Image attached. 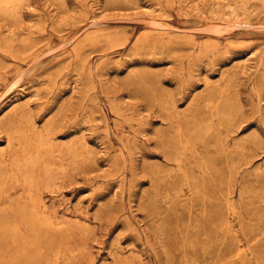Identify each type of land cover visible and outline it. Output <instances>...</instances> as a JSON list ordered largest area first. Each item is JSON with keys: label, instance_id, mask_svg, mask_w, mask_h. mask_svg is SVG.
I'll list each match as a JSON object with an SVG mask.
<instances>
[{"label": "rangeland", "instance_id": "1", "mask_svg": "<svg viewBox=\"0 0 264 264\" xmlns=\"http://www.w3.org/2000/svg\"><path fill=\"white\" fill-rule=\"evenodd\" d=\"M0 264H264V0H0Z\"/></svg>", "mask_w": 264, "mask_h": 264}, {"label": "bare ground", "instance_id": "2", "mask_svg": "<svg viewBox=\"0 0 264 264\" xmlns=\"http://www.w3.org/2000/svg\"><path fill=\"white\" fill-rule=\"evenodd\" d=\"M13 1V0H12ZM4 160V159H3ZM29 167V166H28Z\"/></svg>", "mask_w": 264, "mask_h": 264}]
</instances>
